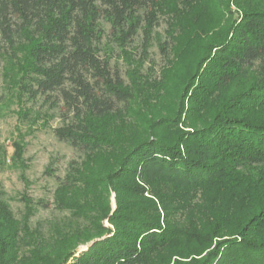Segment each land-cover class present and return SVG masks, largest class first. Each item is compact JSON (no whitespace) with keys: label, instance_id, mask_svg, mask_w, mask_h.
I'll return each mask as SVG.
<instances>
[{"label":"trees","instance_id":"16d2710c","mask_svg":"<svg viewBox=\"0 0 264 264\" xmlns=\"http://www.w3.org/2000/svg\"><path fill=\"white\" fill-rule=\"evenodd\" d=\"M162 18L166 65L127 83L104 39L147 43ZM14 98L58 108L84 159L46 228L47 202L22 196L18 218L0 185V264H264V0H0Z\"/></svg>","mask_w":264,"mask_h":264},{"label":"rangeland","instance_id":"374dc122","mask_svg":"<svg viewBox=\"0 0 264 264\" xmlns=\"http://www.w3.org/2000/svg\"><path fill=\"white\" fill-rule=\"evenodd\" d=\"M109 25H107V30ZM168 24L166 19H161L158 27L146 43L141 32L132 41L128 49L121 48L110 37L104 39L108 51L113 56V63H118L122 68L127 83L131 84L132 75L140 70L151 77H158L161 68L166 65V57L159 49V42L167 36ZM154 71V72H153ZM152 74V75H151ZM16 91V90H15ZM13 89L2 90L3 94H13ZM12 96V95H11ZM167 101V99H163ZM164 106L154 108L159 112ZM20 109L29 111L27 116L20 115ZM64 123L62 113L49 102L39 99L32 102L21 103L16 98L9 102H0V185L6 192L15 215L22 218L24 201L22 196L27 195L35 200H43L48 207L40 206L31 218L32 224H43L46 228L51 220H57L64 215L54 204L55 190L61 178L70 169L71 163L81 162L84 154L67 142L58 139L53 128ZM21 146V151L14 155L13 144ZM105 162V160H101ZM23 165H22V164ZM72 163V164H73ZM110 205L112 210L117 208L116 193L111 192ZM107 225H111L106 220ZM211 249V248H210ZM207 251L199 256H173L165 264H174L175 260L186 263L193 258L206 255Z\"/></svg>","mask_w":264,"mask_h":264}]
</instances>
